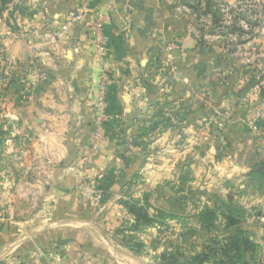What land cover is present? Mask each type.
Masks as SVG:
<instances>
[{"label": "rangeland", "instance_id": "obj_1", "mask_svg": "<svg viewBox=\"0 0 264 264\" xmlns=\"http://www.w3.org/2000/svg\"><path fill=\"white\" fill-rule=\"evenodd\" d=\"M34 1L0 0V264H52L44 252L55 264H264V0H213L216 16L208 0H134L180 35L162 33L133 128L98 132L114 118L106 100L66 162L37 143L36 23L22 17ZM241 13L252 37L230 32ZM97 152L109 164H76ZM148 203L149 225L126 207ZM45 228L59 234L39 247Z\"/></svg>", "mask_w": 264, "mask_h": 264}, {"label": "crops", "instance_id": "obj_2", "mask_svg": "<svg viewBox=\"0 0 264 264\" xmlns=\"http://www.w3.org/2000/svg\"><path fill=\"white\" fill-rule=\"evenodd\" d=\"M24 4L27 6L22 7L26 11V15L22 14L23 20L36 23V137L39 147L62 150V157L57 158L59 162L68 151L81 149L83 143H89L92 134L96 133L93 120L95 114L97 116V107L94 108V102L104 65L109 67L111 76L106 100L115 102L116 107L114 118L97 130L101 135H116L126 128L130 131L138 104L144 106L147 102V86L140 84L141 75L149 70L147 63L152 53L158 48L164 50L162 41L168 31L177 35L179 32L156 20V14L152 12L156 7L152 1L36 0ZM77 10L84 12L85 19L73 21L71 28L59 38L68 13ZM95 13L104 16L103 35L108 53L104 61L96 56L89 24L90 17H96ZM192 41V35L186 34L176 38L172 46L181 55L182 51L192 49ZM113 139L116 142L117 137ZM92 145L93 142L90 149ZM93 150L98 148L93 146ZM82 158L79 156L76 164L86 163L97 169L102 166L101 162L109 164L106 155L100 152L94 153L89 160ZM96 158L100 163L95 161ZM104 171L102 169L101 173ZM58 234L45 228L38 231L34 242L41 247ZM25 246L17 249L27 253ZM3 247L0 243V250ZM43 255L55 264L51 252Z\"/></svg>", "mask_w": 264, "mask_h": 264}, {"label": "built area", "instance_id": "obj_3", "mask_svg": "<svg viewBox=\"0 0 264 264\" xmlns=\"http://www.w3.org/2000/svg\"><path fill=\"white\" fill-rule=\"evenodd\" d=\"M96 17H90L89 24L91 26V32L94 38L95 43V52L96 56L101 60L104 61L107 57V50L105 46V39H104V16L95 13ZM85 14L82 11H71L68 13L66 22L61 25V31L58 33L59 38L71 28V23L76 20H84ZM111 83V76H110V69L107 65H104V70L100 76V81L98 84V106H97V117L101 120L104 117V112L106 108V98L109 92V85Z\"/></svg>", "mask_w": 264, "mask_h": 264}, {"label": "trees", "instance_id": "obj_4", "mask_svg": "<svg viewBox=\"0 0 264 264\" xmlns=\"http://www.w3.org/2000/svg\"><path fill=\"white\" fill-rule=\"evenodd\" d=\"M193 1V0H192ZM213 0H208V6H207V9L204 11V14H209V13H214L213 12V9H211V7H213V2H212ZM215 5V4H214ZM192 8L194 9V10H196L197 8H195V5H192ZM217 14H219V11H216L215 13H214V16H216ZM221 16V15H220ZM222 19H223V15L221 16V18L220 19H216V21H220V22H222ZM247 19V15H245V14H240L239 16H238V18H237V20L235 21V23H233V25H232V27H230V32H233V33H235V32H239V33H247V31L245 30V29H243L242 28V25H241V23H242V21H244V20H246ZM220 22H218V24L220 23ZM250 23V22H249ZM224 27L223 28H225V27H227V26H225V25H223ZM228 28V27H227ZM247 34H250L251 36L250 37H252L253 35L251 34V33H247ZM248 40V39H247ZM246 42V40H243V41H240L239 40V43H245ZM146 200L148 199L147 197L145 198ZM148 202V201H147ZM150 206V204L148 203V205H146V206H144V205H139V204H133V205H128V204H126V207L129 209V211H130V213H132L135 217H136V220L139 222V221H143L146 225H149V224H152L153 223V221H154V219L149 215V213L147 212V210H146V207H149ZM139 245L138 246H136V245H129V247L131 248V249H133V250H138L137 249V247H140V246H142V244L143 243H141L140 241H139V243H138ZM136 246V247H135ZM168 254L167 253H164L163 254V258H165L166 256H167ZM174 257V256H173ZM171 259V258H170ZM168 264H170V263H168ZM171 264H180V262L177 260V259H175L174 260V262L173 263H171Z\"/></svg>", "mask_w": 264, "mask_h": 264}]
</instances>
